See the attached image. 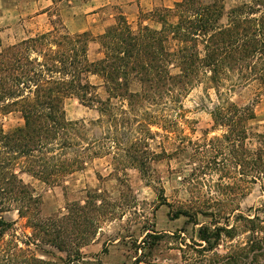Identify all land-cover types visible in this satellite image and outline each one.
Instances as JSON below:
<instances>
[{
	"label": "trees",
	"instance_id": "16d2710c",
	"mask_svg": "<svg viewBox=\"0 0 264 264\" xmlns=\"http://www.w3.org/2000/svg\"><path fill=\"white\" fill-rule=\"evenodd\" d=\"M263 1L226 10L221 0H179L143 12L136 28L119 11L97 38L101 55L96 59L88 56L89 33H70L61 22L2 46L0 264H101L82 248L96 235L109 200L89 192L84 203H69L66 213L43 217L39 197L21 176L55 184L89 160L107 158L115 175L134 168L147 178L151 162L165 153L156 152L151 142L157 136L183 138V98L199 85L203 94L197 105L221 132L194 143L199 162L192 173L218 169L221 175L260 178L264 184V132L250 123L254 103L231 96L251 82L264 87ZM134 79L138 91L130 90ZM71 96L97 117L66 118L64 100ZM14 112L22 123L5 130L1 118ZM10 211L25 220L29 234L17 233L16 220L3 215ZM240 217L246 240L220 258L228 264L237 259L264 264V218ZM235 228L217 221L202 224L197 242L186 245L205 257L223 237H233ZM160 237L147 233L142 242L151 248Z\"/></svg>",
	"mask_w": 264,
	"mask_h": 264
},
{
	"label": "rangeland",
	"instance_id": "374dc122",
	"mask_svg": "<svg viewBox=\"0 0 264 264\" xmlns=\"http://www.w3.org/2000/svg\"><path fill=\"white\" fill-rule=\"evenodd\" d=\"M150 1L0 0V48L61 22L70 33H89L88 56L96 59L101 55L97 38L114 23L119 11L136 28L143 12L153 7L172 5L168 0H155L156 3L150 6ZM221 1L228 10L249 0ZM90 79L100 84L97 76ZM139 87L137 80L131 81L130 90L138 91ZM98 92L104 97L102 87ZM202 94L203 89L199 85L183 98L186 121H181L182 139L157 136L151 142L156 152L164 150L165 153L151 162L147 178L134 168L115 175L107 158L89 160L81 170L55 184H46L23 174V181L40 199L41 215L64 214L69 203H84L89 192H99L109 200L110 205L105 207V214L100 217L96 235L83 246L82 252L97 255L95 258L101 264H228L220 256L234 249L236 251L248 234L244 228L246 222L240 216L252 217L257 213L264 218V184L260 178L249 181V176L221 175L218 169L194 176L192 171L199 162L194 143L201 141L204 135L209 138L221 132L212 129V118L197 105ZM211 96L214 100V95ZM231 96L238 103H254L256 117L250 123L264 132V87L251 82L235 88ZM64 111L70 120L97 117L94 109L83 105L74 96L64 100ZM1 122L7 130L21 124L22 119L14 112L2 117ZM221 159L219 156L216 161ZM179 210H187L190 216L178 214ZM3 215L16 220L17 233H30V228L24 226L25 220L19 219L15 212ZM213 221L235 225L236 230L233 237H223L213 251L202 257L186 244L197 242L198 227ZM147 233L161 236L151 248L142 242ZM138 257L141 261L136 263ZM231 264H242V261L237 259Z\"/></svg>",
	"mask_w": 264,
	"mask_h": 264
},
{
	"label": "crops",
	"instance_id": "0c3cea01",
	"mask_svg": "<svg viewBox=\"0 0 264 264\" xmlns=\"http://www.w3.org/2000/svg\"><path fill=\"white\" fill-rule=\"evenodd\" d=\"M168 1H170L171 3H173V2H175V1H179V0H168ZM155 3H156L155 0L150 1V6H151L152 4H155ZM128 8H131V5H128Z\"/></svg>",
	"mask_w": 264,
	"mask_h": 264
}]
</instances>
